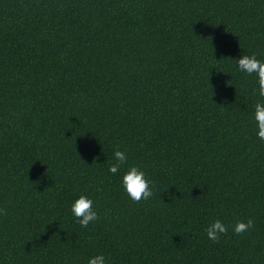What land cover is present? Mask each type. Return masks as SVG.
I'll list each match as a JSON object with an SVG mask.
<instances>
[{"label": "trees", "instance_id": "1", "mask_svg": "<svg viewBox=\"0 0 264 264\" xmlns=\"http://www.w3.org/2000/svg\"><path fill=\"white\" fill-rule=\"evenodd\" d=\"M252 54L264 0H0V264H264V97L232 61Z\"/></svg>", "mask_w": 264, "mask_h": 264}, {"label": "clouds", "instance_id": "2", "mask_svg": "<svg viewBox=\"0 0 264 264\" xmlns=\"http://www.w3.org/2000/svg\"><path fill=\"white\" fill-rule=\"evenodd\" d=\"M237 66V70L248 75L255 74L258 78V95L264 97V62L258 60L255 54L242 55L236 60H232ZM257 94V90H253V95ZM254 119L257 124V136L264 141V102H257L254 105ZM115 163L109 166V172L115 175L122 165L127 163L126 152L120 151L118 148L114 151ZM122 187L128 197L136 203L141 200H148L153 196V188L155 185L150 181L144 171L137 166H130L122 177ZM71 212L77 219L82 228H87L88 225L96 221L99 217L93 209V201L86 195H81L71 205ZM7 210L0 208V215H7ZM254 220L248 219L246 222L237 221L233 225L235 235H242L249 229L254 227ZM205 232L208 239L214 243H219L222 235H227L228 226L221 220L212 221L206 228ZM88 264H106L103 254L96 255L90 258Z\"/></svg>", "mask_w": 264, "mask_h": 264}]
</instances>
